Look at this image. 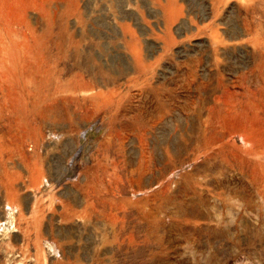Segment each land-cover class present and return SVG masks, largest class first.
I'll return each mask as SVG.
<instances>
[{
  "label": "rangeland",
  "instance_id": "rangeland-1",
  "mask_svg": "<svg viewBox=\"0 0 264 264\" xmlns=\"http://www.w3.org/2000/svg\"><path fill=\"white\" fill-rule=\"evenodd\" d=\"M0 264H264V0H0Z\"/></svg>",
  "mask_w": 264,
  "mask_h": 264
}]
</instances>
